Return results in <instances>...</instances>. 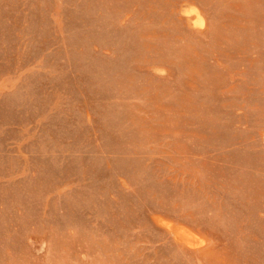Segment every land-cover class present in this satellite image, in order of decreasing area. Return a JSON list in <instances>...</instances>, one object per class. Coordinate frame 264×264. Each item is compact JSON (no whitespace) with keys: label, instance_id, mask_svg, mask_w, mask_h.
I'll use <instances>...</instances> for the list:
<instances>
[{"label":"rangeland","instance_id":"rangeland-1","mask_svg":"<svg viewBox=\"0 0 264 264\" xmlns=\"http://www.w3.org/2000/svg\"><path fill=\"white\" fill-rule=\"evenodd\" d=\"M0 264H264V0H0Z\"/></svg>","mask_w":264,"mask_h":264},{"label":"bare ground","instance_id":"bare-ground-1","mask_svg":"<svg viewBox=\"0 0 264 264\" xmlns=\"http://www.w3.org/2000/svg\"><path fill=\"white\" fill-rule=\"evenodd\" d=\"M87 123H88V122H87ZM160 222H161V221H160ZM172 226H173V225H172ZM171 228H173V227H171ZM175 228H176V227H175ZM179 228H180V227H179ZM177 229H178V228H177ZM177 229H175L176 232H177ZM173 231H174V230H173ZM180 231H181V229H180ZM180 231H179V232H180ZM182 231H184V230H182ZM173 233H174V232H173ZM173 236H174V235H173ZM180 236L182 237V235H180ZM180 236H178V237H180ZM183 236H184V235H183ZM185 236H186V235H185ZM185 236H184V237H185ZM184 237L182 238V240L185 239ZM174 239H177V237L174 238ZM180 239H181V238H180ZM186 239H188V238H186ZM177 240H178V239H177ZM184 241H185V240H184ZM184 241H183V242H184ZM186 241H187V240H186ZM186 241H185V242H186ZM181 242H182V241H181ZM181 242H180V243H181ZM190 242H191V241H189V243H190ZM186 243H187V242H186ZM186 243H185V244H186ZM181 244H182V243H181ZM187 244H188V243H187Z\"/></svg>","mask_w":264,"mask_h":264}]
</instances>
